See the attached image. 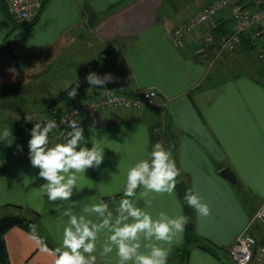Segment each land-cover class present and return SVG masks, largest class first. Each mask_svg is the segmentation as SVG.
<instances>
[{
  "label": "crops",
  "instance_id": "crops-1",
  "mask_svg": "<svg viewBox=\"0 0 264 264\" xmlns=\"http://www.w3.org/2000/svg\"><path fill=\"white\" fill-rule=\"evenodd\" d=\"M208 1L46 0L34 21L22 27L0 6V207L16 204L37 212V235L49 248L60 246L67 217L39 190L45 181L31 165L29 149L13 153L6 143L33 127L35 121L26 122L25 114L39 119L49 107L68 104L55 98L77 82L82 94H95L100 87L90 88L86 76L90 71L106 74L98 60L106 48L116 50L129 86L158 89L163 105L159 111L111 107L78 119L86 146L96 143L105 150L100 167L78 179L80 190H74L76 203L71 205L76 214L101 200L114 211L128 169L148 158L152 146L161 142L180 169L177 181L183 180L187 191L195 190L211 209L209 217L201 218L190 207L196 236L217 247L211 253L191 245L182 259L175 250L184 242V231L173 242L167 264H235L228 249L245 229L258 245L263 243L264 225L255 215L264 202V70L258 66L255 74L232 73L230 53L217 63L196 54L203 39L200 31L179 43L171 37L178 22ZM241 2L245 10L253 6L252 0ZM220 24L227 30V15L217 18L215 27ZM93 120L95 130L89 131ZM6 130L11 131L7 139ZM63 131L50 137V143ZM226 166L235 183L219 174ZM142 191L138 189L134 198L141 206ZM144 199L151 201L146 210L154 218L161 211L185 216L176 190L149 193ZM29 232L18 224L1 232L8 264H52L53 257L40 251ZM103 239L102 234L97 264H118L115 252L100 255Z\"/></svg>",
  "mask_w": 264,
  "mask_h": 264
},
{
  "label": "clouds",
  "instance_id": "clouds-1",
  "mask_svg": "<svg viewBox=\"0 0 264 264\" xmlns=\"http://www.w3.org/2000/svg\"><path fill=\"white\" fill-rule=\"evenodd\" d=\"M90 88L104 89V95L113 92L106 88L108 83L116 82L111 73L103 76L90 71L86 76ZM79 82L68 91L69 98L77 95ZM74 110L69 118L57 122L55 119L40 120L35 115L25 114V121L32 123L31 138L28 141L29 159L34 168L39 169V178L45 181L40 191L47 197L48 203L59 210L62 217H67L63 228L60 246L51 249L37 235L36 225L29 224L28 236L40 247V251L53 257L52 264H97V246L101 235V256L115 252L118 264H167L173 242L181 236L188 224L184 215L169 216L161 211L154 218L146 209L151 201L144 199L149 193L172 194L177 187L180 169L169 149L161 142L152 146L146 159L131 166L126 174L123 196L114 211L103 200L86 205L84 214H76L72 196L77 188L81 174L88 169L99 168L104 161V150L99 144L87 147L84 128ZM97 121L89 125V131L95 130ZM64 125V131L58 135L54 144L50 143L49 134ZM11 135L6 130L3 137ZM143 189L140 198L143 206L134 198L137 190ZM58 202V203H57ZM185 205L193 208L198 217L207 218L211 209L195 190L186 191L183 196ZM65 204L70 206L65 207Z\"/></svg>",
  "mask_w": 264,
  "mask_h": 264
},
{
  "label": "built area",
  "instance_id": "built-area-1",
  "mask_svg": "<svg viewBox=\"0 0 264 264\" xmlns=\"http://www.w3.org/2000/svg\"><path fill=\"white\" fill-rule=\"evenodd\" d=\"M7 8L11 21L16 25H23L33 21L40 13L46 0H2ZM253 6L245 10L241 0H209L195 13L178 22L171 30L172 39L179 43L189 35L200 31L202 43L198 44L194 52L212 60L224 51H232L240 41V34L247 33L250 40L259 47L258 55L264 58V0H252ZM227 15L229 25L224 35L216 37L213 33L217 18ZM208 59V57H206ZM100 65L106 73H111L116 82L108 83L106 88L112 90L111 95H104V89L99 88L93 95H84L77 90L78 95L71 99L68 104L61 103L57 108L49 107L41 112L40 120L55 119L59 122L69 118L74 110L79 119L83 116L95 115L100 111L111 107L127 108L136 110L159 111L163 100L158 89L154 87L133 89L129 86L122 68L118 62V54L114 48H106L98 57ZM61 125L49 138L58 131L64 130ZM31 128L24 130L20 135L10 138L6 146L13 152L18 153L28 150V141L31 138ZM255 217L264 225V202L257 210ZM255 235L247 229L238 234L228 249V253L235 264H249L257 249ZM261 251H264V243Z\"/></svg>",
  "mask_w": 264,
  "mask_h": 264
},
{
  "label": "trees",
  "instance_id": "trees-1",
  "mask_svg": "<svg viewBox=\"0 0 264 264\" xmlns=\"http://www.w3.org/2000/svg\"><path fill=\"white\" fill-rule=\"evenodd\" d=\"M0 6L2 7L3 12L10 19L7 8H6V6L2 0H0ZM33 21L28 22V23L23 24V25H16L14 23L13 24L15 26L22 27V26H27L28 24H31ZM226 31L227 30L225 27H221V24L216 25V27L213 29V33L216 37L224 35ZM255 47H256V44L250 40L249 35L247 33H242V34H240V41H239L238 45L236 46L234 53L248 54V53L254 51ZM72 87L73 86H70L69 88L62 91L55 98V102L66 100V99L68 102H70L71 98L68 97L67 93H68V91L71 90ZM190 213H191L190 207L187 206L185 209V216L188 217V220H189ZM7 214H14V215L20 216L22 218V222L18 225L22 226L23 228L27 229L28 231H30V229L28 227L29 224H35L37 226L38 221H39V214L37 212H35L34 210H32L30 208L23 207V206L16 205V204H5V205L0 207V216L1 215H7ZM194 230H195L194 225L189 220L188 224L185 227L184 242L179 248H177L175 250L176 255L181 257L182 259L187 257L191 245H196L200 248H203V249L210 251L211 253H215L214 250H217V247L215 245H213L210 241L198 238L196 236ZM0 235H1V233H0ZM52 248H54V247L52 246ZM3 251H4V248H3ZM4 256H5V261H4V263H0V264H8V261L6 259V255H5V251H4Z\"/></svg>",
  "mask_w": 264,
  "mask_h": 264
},
{
  "label": "rangeland",
  "instance_id": "rangeland-1",
  "mask_svg": "<svg viewBox=\"0 0 264 264\" xmlns=\"http://www.w3.org/2000/svg\"><path fill=\"white\" fill-rule=\"evenodd\" d=\"M234 50L224 51L221 54H219L216 57V63H217L219 58L223 57L225 55V53L228 52L231 54V55L230 54L229 55L234 58L232 61L230 60V64L228 63V65L230 67L229 68L230 70L228 69V71H230L232 73L237 72V71H248L249 73L255 74L257 71L256 68L258 66H262V69L264 70V58L259 57V55H258L259 47L258 46L255 47L254 51H252L248 54L237 55V54H234ZM209 56L212 57V55L209 54L206 56V57H208V60L211 59V57H209ZM261 73H262V75H260V77L264 80V71L261 70ZM260 228H261V234L264 235V227L260 226ZM263 243H264V239H263ZM263 243H261L260 245L257 246V249L255 250L254 258L249 264H264V251H261ZM257 244H258V241H257Z\"/></svg>",
  "mask_w": 264,
  "mask_h": 264
},
{
  "label": "water",
  "instance_id": "water-1",
  "mask_svg": "<svg viewBox=\"0 0 264 264\" xmlns=\"http://www.w3.org/2000/svg\"><path fill=\"white\" fill-rule=\"evenodd\" d=\"M219 174L226 178L228 181L231 183H235V175L232 172V170L229 167H223L220 171ZM176 193L178 195V198L182 202V205L184 209H186L187 205L183 202V196L185 192L187 191L185 182L183 180L177 181V187H176ZM22 222V218L18 215L14 214H7L0 216V233L9 225L11 224H20ZM5 261V256H4V251H3V242L0 237V263H4Z\"/></svg>",
  "mask_w": 264,
  "mask_h": 264
}]
</instances>
